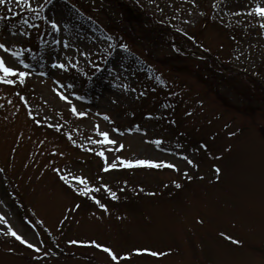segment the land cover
<instances>
[{
  "label": "rangeland",
  "instance_id": "374dc122",
  "mask_svg": "<svg viewBox=\"0 0 264 264\" xmlns=\"http://www.w3.org/2000/svg\"><path fill=\"white\" fill-rule=\"evenodd\" d=\"M134 1L188 51L108 0L0 4V264H264V0Z\"/></svg>",
  "mask_w": 264,
  "mask_h": 264
},
{
  "label": "snow or ice",
  "instance_id": "6c2138e0",
  "mask_svg": "<svg viewBox=\"0 0 264 264\" xmlns=\"http://www.w3.org/2000/svg\"><path fill=\"white\" fill-rule=\"evenodd\" d=\"M12 0H0V4H5V3H11ZM23 4L26 5L27 7L31 8L32 5L30 3V0H22ZM39 6V5H38ZM256 13L260 14V15H264V7H260L259 5L256 6L255 9ZM53 27H58V25L56 24V21L53 20L51 21ZM0 49L4 50L5 53H9L12 52L11 47H9L6 43L4 42H0ZM15 57H19L21 55V53L19 51L12 53ZM20 63H23V61H20ZM59 67L64 68L66 67V65L64 63H60ZM0 72L3 73V75H0V81H6L7 83H15V80H8L7 77L10 75H15V74H19V78H20V82L23 83V78L28 75V73L24 72V71H20L18 67H12V66H8L5 62V58L4 56H0ZM65 99H67V97H64ZM75 111V109H73ZM78 115H84V113H77ZM148 115H151V113H149ZM231 135V133H229ZM100 135L102 137L105 138V140H107L108 138V133L107 132H101ZM157 144L160 143V140L157 139L155 141ZM114 143V141H113ZM125 163L127 165H147V166H156V167H160L163 166L166 162L163 161H155V160H149V159H138V160H127L125 161ZM188 163H193L191 160H188ZM169 167L175 168L176 165L174 164H168ZM106 167H111V165H107ZM213 167L215 168L216 172H220L221 169L216 166L213 165ZM191 177H189L190 179ZM75 179L77 180H82V177H75ZM180 185H177V187H179ZM106 187V186H105ZM113 196H115V193H112ZM93 199H95V197H93ZM101 208H105L106 206L104 204H100ZM11 231V234L13 236H16L17 239H20L23 243L28 244L29 242L27 240H25L22 236H19L15 231L9 229ZM229 239H232V237H228ZM237 243H239V241H236ZM92 243H96L95 241H92ZM32 247H35V245H31ZM97 247H101V248H105L106 251H108L109 253H111L112 255V259L116 260L118 259L117 255L115 253H112L111 249L106 248L104 245H100L97 244ZM135 251H150L149 249H136ZM153 255H162V253H158V252H153ZM125 256H127L128 254L125 253Z\"/></svg>",
  "mask_w": 264,
  "mask_h": 264
},
{
  "label": "trees",
  "instance_id": "16d2710c",
  "mask_svg": "<svg viewBox=\"0 0 264 264\" xmlns=\"http://www.w3.org/2000/svg\"><path fill=\"white\" fill-rule=\"evenodd\" d=\"M108 1L112 2L113 5L115 4L119 7L118 9L121 11V14H122L121 19L123 22H127L125 24H126L127 29L130 32H132V33L140 32L144 36H147L150 39L156 40V42H158L159 39L164 41L163 36L158 32V30H156L152 25H150L146 21V20L153 21V18H151L148 15L143 17V15H142L143 12H142L141 8L138 7V11L135 13L131 10V8L126 3L118 4V2L116 3V1H114V0H108ZM133 6L137 8L136 4H133ZM166 30H167L168 38H170L174 41H177V42H181L184 49L190 48L183 41L185 38L188 39L185 36V34L179 32L177 30H172V28H169V29L167 28ZM179 50L183 51L181 48H179ZM262 94L264 95V92Z\"/></svg>",
  "mask_w": 264,
  "mask_h": 264
}]
</instances>
